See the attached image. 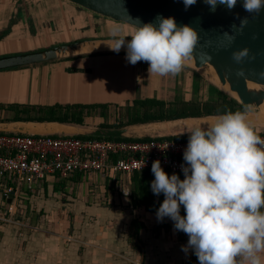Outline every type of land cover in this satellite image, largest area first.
I'll return each instance as SVG.
<instances>
[{"label": "crops", "instance_id": "0c3cea01", "mask_svg": "<svg viewBox=\"0 0 264 264\" xmlns=\"http://www.w3.org/2000/svg\"><path fill=\"white\" fill-rule=\"evenodd\" d=\"M104 24L121 25L126 32L132 30L64 0H0V55L112 37L91 35ZM141 63L140 78L136 77L134 65L126 60V51L83 52L0 70V101L100 105L96 113L74 126L101 127L111 123L108 112L131 105L134 99L160 96L164 100L169 83L163 80L160 85V77L149 75L148 64H137ZM183 70L191 90V70ZM200 80L196 87L203 95L205 85ZM1 117L0 130L75 132L59 123H22ZM254 117L248 114L249 120ZM180 134L188 132L167 135ZM119 177L73 173L66 178L50 175L17 184L14 178L0 176V264H199L191 248L182 250L188 236L176 230L169 217L158 220L156 213L142 207L129 208V186L117 184ZM6 183L15 190V199L10 201L1 196ZM132 220L140 225L130 240ZM135 237L143 247L142 262Z\"/></svg>", "mask_w": 264, "mask_h": 264}, {"label": "clouds", "instance_id": "9594fccd", "mask_svg": "<svg viewBox=\"0 0 264 264\" xmlns=\"http://www.w3.org/2000/svg\"><path fill=\"white\" fill-rule=\"evenodd\" d=\"M204 2L215 12L218 4L231 11L237 0ZM183 3L187 9L196 0ZM242 6L247 13L259 14L264 0H243ZM235 15L240 26L232 27L239 32L248 20ZM111 35L112 51L118 53L125 47L129 63L146 62L148 74L157 77L180 74L199 39L193 27L177 26L171 16H158L156 23L138 21L128 32L114 27ZM128 36L131 39L126 41ZM224 36L229 42L234 39L228 32ZM245 58H249L246 47L232 53L237 64ZM237 75H243V70ZM185 131L190 135L183 152L186 165H181L184 178L175 173L169 176L159 160L151 165V189L155 195H164L157 219L169 217L176 230L187 234L182 250L191 248L199 264H264V138L260 129L249 120L246 108L217 115L211 123H197Z\"/></svg>", "mask_w": 264, "mask_h": 264}, {"label": "water", "instance_id": "95a60500", "mask_svg": "<svg viewBox=\"0 0 264 264\" xmlns=\"http://www.w3.org/2000/svg\"><path fill=\"white\" fill-rule=\"evenodd\" d=\"M94 15L107 18L114 22L134 27L139 23H156L158 16L173 17L177 26L187 24L198 33V43L194 48L193 56L186 62L187 68L200 76H203L211 86L234 99L237 103L247 108L248 113L264 114V9L259 14H250L244 11L242 2L237 0L236 6L228 11L226 6L218 4L215 12L210 11L209 5L204 0H196V3L185 9L183 0H64ZM239 17H247V24L239 32L232 25L240 26ZM138 20V21H137ZM224 32L234 36L229 42ZM131 37H125L130 40ZM114 45V38H92L74 40L57 44L47 48L31 51L0 55V70L34 65L59 59L72 54L83 52H108L112 51L109 46ZM248 48L249 58L237 64L232 59V53L242 48ZM120 51H126L122 47ZM208 66L216 77V83L209 79L200 69ZM239 69L243 75H237ZM252 83L256 86H249ZM226 85L227 90L234 96L224 92L220 86ZM250 106V107H248ZM256 109L257 111H254ZM217 116V115H208ZM199 117H185L171 120L150 121L144 123L127 124L120 127H75L74 123H59L71 131L73 135L83 137L124 138L136 139L150 136H161L171 133H186L187 131L171 130L173 122L178 120L196 121ZM36 123H50L37 121H19ZM16 123V122H12ZM9 125V122H4ZM81 125V124H77ZM193 126V125H192ZM191 127V126H190ZM256 127V126H255ZM189 128V127H188ZM264 131V127H257ZM1 132H19L14 129L0 130ZM153 131V133H151ZM156 131V133H155ZM25 133V132H21ZM34 134V133H27ZM8 201V199H7ZM136 240L139 247L140 262L143 258V247Z\"/></svg>", "mask_w": 264, "mask_h": 264}, {"label": "built area", "instance_id": "2783aa9c", "mask_svg": "<svg viewBox=\"0 0 264 264\" xmlns=\"http://www.w3.org/2000/svg\"><path fill=\"white\" fill-rule=\"evenodd\" d=\"M259 135L264 138V131ZM187 143L188 138L178 135L124 139L0 131V176L14 178L17 184L50 175L66 178L73 173L129 178L159 160L171 175L184 178L181 165H186L183 152ZM14 194L10 183L2 187L4 200L15 199Z\"/></svg>", "mask_w": 264, "mask_h": 264}, {"label": "trees", "instance_id": "16d2710c", "mask_svg": "<svg viewBox=\"0 0 264 264\" xmlns=\"http://www.w3.org/2000/svg\"><path fill=\"white\" fill-rule=\"evenodd\" d=\"M195 88V85L192 84ZM211 89L217 92L219 95L215 98L209 100H175L173 101V106L175 107V112L170 114H165L166 110L161 100H156L155 98H144V99H134L130 105L132 108V113L143 114L145 117H141L139 120H132L127 123L122 121H114L113 123H105L101 125L102 127H120L127 124L144 123L150 121H161V120H171L177 118L185 117H199L208 115H220L228 111H244V107L237 103L234 99L228 97L224 93L217 90L215 87L211 86ZM155 104L159 106L155 110ZM100 105L96 104H51V105H36L21 108V110L26 109L29 114H12V116L5 117L4 120L10 121H37V122H60V123H74L82 124L83 118L86 116H91L96 113L95 108ZM189 110L190 112H188ZM100 113L101 111H97ZM188 134H180V138H189ZM83 138V136H78ZM169 176L171 174L163 169ZM181 180L183 178L179 177ZM128 183V206L131 210L142 207L144 210L149 212L157 213V209L164 199L163 193L155 195L151 189V182L154 180V174L151 168H145L137 172H133L129 176ZM180 215H185L183 205L180 206ZM173 222V221H172ZM140 223L136 220H132L130 227L133 229L129 231V239L135 233L136 227ZM174 226V222H173ZM183 232V231H181ZM194 253V251H193ZM194 256L196 257L195 253ZM196 260L198 261L197 257ZM199 262V261H198Z\"/></svg>", "mask_w": 264, "mask_h": 264}, {"label": "rangeland", "instance_id": "374dc122", "mask_svg": "<svg viewBox=\"0 0 264 264\" xmlns=\"http://www.w3.org/2000/svg\"><path fill=\"white\" fill-rule=\"evenodd\" d=\"M114 27H119L120 29H122V31H124V29L122 28L121 25H116V24H104L102 26H99L98 29H96V31L91 34V35H96V36H112L111 35V30ZM126 32V31H124ZM143 67V63H141L140 65H138L137 63L134 65V69L136 71V77L140 78L141 75V69ZM4 70H8V69H4ZM191 70V69H189ZM184 70H182V72L176 76H165V77H160L159 79V83L161 85V82L163 83V80H167V82L169 83V92L166 93V96L164 98V100H162V98L159 96H156V100H161L163 102V105L166 106L165 109L163 110L165 111V114H170L172 112H175V107L173 106V101L175 100H209L212 98H215L216 96H218L219 94L215 91H213L210 87V83H208V81L203 77L200 76L198 73H195L194 71L191 70V80H192V84L195 85L196 82H199L198 80H200V82H204L205 85V91L203 93V95L201 94V90L200 87L199 89L197 87H193L192 89L189 90V88H191V85L187 84L188 83V79L185 77V72H183ZM187 79V83H185ZM173 82V84H171ZM155 84H158V81H155ZM197 84V83H196ZM203 85V84H202ZM190 86V87H189ZM173 87V90L172 88ZM168 88V86H167ZM197 88V90H196ZM144 99V98H143ZM142 100V99H141ZM59 104V103H58ZM27 105H31V106H35L38 104L35 103H31V104H25L22 102H16V101H0V116H12V114H29L32 115L29 112V110L23 109L21 110V108L27 107ZM159 106V104H158ZM155 104V110L158 107ZM188 112H190L189 110H187ZM254 111H257L256 109H254ZM113 112V114H112ZM107 113V112H106ZM110 113V114H108ZM107 115V120H111V123H113L114 121L118 122L119 120L127 123L129 121L132 120H139L141 117H145L146 115L143 114H137V113H132V108L130 107V105H126L123 107H117V109H114L113 111L108 112ZM92 116V115H91ZM261 116V115H260ZM1 117V118H2ZM3 117V118H4ZM87 117V116H86ZM117 182V184L119 185H124L125 183H129V179L128 177L125 176H120L118 178V180H115Z\"/></svg>", "mask_w": 264, "mask_h": 264}, {"label": "bare ground", "instance_id": "6f19581e", "mask_svg": "<svg viewBox=\"0 0 264 264\" xmlns=\"http://www.w3.org/2000/svg\"><path fill=\"white\" fill-rule=\"evenodd\" d=\"M204 74H206V76L211 79L214 83H216V77L213 73V71L208 67V66H203L201 67L200 69ZM249 86H256V85H253L252 83H249ZM220 88L230 94L231 96H234V93H231L227 90V87L226 85H222L220 86ZM249 114V113H248ZM253 115L255 116L254 118H251L250 121L256 126V127H264V114L262 113H253ZM261 115V116H260ZM208 117H216V116H206V117H202V118H199L197 119L196 121H191L190 119L188 120H178V121H175L172 123L171 125V130L175 129V128H180V129H186L194 124H197V123H202L204 121L205 118H208ZM210 121H212L211 119H207L206 121H204L203 123H210ZM153 133V131L151 132ZM156 133V131H155Z\"/></svg>", "mask_w": 264, "mask_h": 264}]
</instances>
